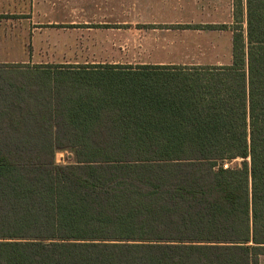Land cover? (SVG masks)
I'll return each mask as SVG.
<instances>
[{
  "label": "trees",
  "instance_id": "1",
  "mask_svg": "<svg viewBox=\"0 0 264 264\" xmlns=\"http://www.w3.org/2000/svg\"><path fill=\"white\" fill-rule=\"evenodd\" d=\"M234 3L229 65L0 63V264H260L264 0Z\"/></svg>",
  "mask_w": 264,
  "mask_h": 264
},
{
  "label": "crops",
  "instance_id": "2",
  "mask_svg": "<svg viewBox=\"0 0 264 264\" xmlns=\"http://www.w3.org/2000/svg\"><path fill=\"white\" fill-rule=\"evenodd\" d=\"M7 14H40L47 19V27L113 36L82 40L96 44L91 49L113 43L107 50L131 51L125 61L94 59L71 64L220 66L232 60L234 0H0V15ZM115 44L118 48L112 49ZM183 49L206 53L194 55Z\"/></svg>",
  "mask_w": 264,
  "mask_h": 264
},
{
  "label": "rangeland",
  "instance_id": "3",
  "mask_svg": "<svg viewBox=\"0 0 264 264\" xmlns=\"http://www.w3.org/2000/svg\"><path fill=\"white\" fill-rule=\"evenodd\" d=\"M0 18V63H30V64H59L96 60L130 58L131 51L107 50L110 44H100L101 50L91 49L96 44L82 43V40L91 42L99 38L112 39L113 36H94L86 33H76L70 27L51 28L45 26L40 14H14L12 17ZM246 27L243 24V29ZM188 45V44H187ZM115 44L112 49H116ZM206 47V45H201ZM181 52L199 55L204 50H186ZM134 53V52H132ZM8 77L9 75L3 74ZM2 76V77H3ZM0 77V78H2ZM59 164L70 163L74 157L70 152L59 151L55 156ZM236 162H232V165ZM260 264H264V255L260 257Z\"/></svg>",
  "mask_w": 264,
  "mask_h": 264
}]
</instances>
